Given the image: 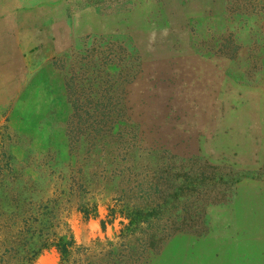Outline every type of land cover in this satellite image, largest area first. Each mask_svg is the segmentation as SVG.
<instances>
[{
	"label": "rangeland",
	"instance_id": "rangeland-1",
	"mask_svg": "<svg viewBox=\"0 0 264 264\" xmlns=\"http://www.w3.org/2000/svg\"><path fill=\"white\" fill-rule=\"evenodd\" d=\"M10 178L0 264H264V0H0Z\"/></svg>",
	"mask_w": 264,
	"mask_h": 264
},
{
	"label": "trees",
	"instance_id": "trees-1",
	"mask_svg": "<svg viewBox=\"0 0 264 264\" xmlns=\"http://www.w3.org/2000/svg\"><path fill=\"white\" fill-rule=\"evenodd\" d=\"M6 183H8V185L6 187H2L0 186V194H2L3 196L6 197V194H10V191L13 189V187L16 185L17 183V179L16 178H10L8 179V181H5ZM32 202H30L29 204H31ZM39 216L41 215H37V217H34L33 214H30V213H23V215L21 217H17L16 219V226L18 225V222H20L23 227H24V230L23 232H28L30 229H32V226L33 225H36L39 221H40V218ZM33 221V222H31ZM63 243V239L61 240ZM60 245V244H59ZM58 245V246H59ZM59 248L62 250V254L65 256H67V249L66 248H62V246H59Z\"/></svg>",
	"mask_w": 264,
	"mask_h": 264
}]
</instances>
